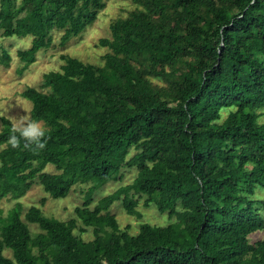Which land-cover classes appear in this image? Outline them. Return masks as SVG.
Wrapping results in <instances>:
<instances>
[{
    "label": "trees",
    "instance_id": "16d2710c",
    "mask_svg": "<svg viewBox=\"0 0 264 264\" xmlns=\"http://www.w3.org/2000/svg\"><path fill=\"white\" fill-rule=\"evenodd\" d=\"M132 2L99 42L110 50L103 66L63 55L60 70L22 93L50 139L36 153L0 147V203L17 201L6 216L0 207V264H264V240L250 241L264 231V199L255 198L264 189V0ZM104 8L0 0V37H32L19 52L27 69L55 32L66 46ZM10 60L3 51L0 62ZM1 122L3 145L10 122ZM126 169L137 170L134 180L95 203ZM35 183L55 200L89 187L75 217L61 221L25 211L19 200ZM141 201L172 222L122 229L113 205L141 218Z\"/></svg>",
    "mask_w": 264,
    "mask_h": 264
},
{
    "label": "rangeland",
    "instance_id": "374dc122",
    "mask_svg": "<svg viewBox=\"0 0 264 264\" xmlns=\"http://www.w3.org/2000/svg\"><path fill=\"white\" fill-rule=\"evenodd\" d=\"M105 8L98 15L96 22L88 26L85 31L77 38L71 40L66 46L60 45L62 33L55 32L53 35L54 42L51 48L42 50L36 55V61L27 69H24L25 63L19 56L20 51L31 48L32 37L25 38L0 37V55L3 51H7L11 60L8 65L0 62V113L2 117L10 115L22 114L23 110L31 117L32 104L30 101L22 97V93L29 87L39 88L43 81V76L52 71L60 70L64 64L62 56L77 58L86 64L103 66L105 64L104 56L110 52L108 48L99 46L101 39H111V24L120 18H127L133 10L137 8L132 0H104ZM154 83L162 86V81H154ZM229 111L222 113L225 119ZM264 113V112H263ZM264 122V116L260 118V123ZM2 122L0 117V131ZM131 154H134L132 151ZM47 172L55 173L53 166H48ZM137 175V170H124L123 180L112 182L105 185L95 195V203L102 197L113 193L120 186L131 183ZM88 185L76 186L70 195L65 199L55 200L51 198L41 185L35 183L33 187L22 197L19 202L24 206L25 211L31 206L41 209L47 217H52L61 221H68L75 217L76 207L82 206L84 203V192L88 189ZM255 198L264 199V189L259 188ZM17 201L12 199H4L0 203V207L4 211V216L15 206ZM141 218L128 215L120 202L113 205L111 213L114 214L122 229L130 227L131 234H137L142 223H150L157 226H167L172 220L167 215H161L156 205L152 204L145 208L143 201L139 206ZM81 224V222L79 223ZM34 233L40 232L36 225H30ZM85 240L93 238L92 232L82 235ZM264 240V231L253 234L250 237L251 243ZM7 257H12L10 251H6Z\"/></svg>",
    "mask_w": 264,
    "mask_h": 264
},
{
    "label": "clouds",
    "instance_id": "9594fccd",
    "mask_svg": "<svg viewBox=\"0 0 264 264\" xmlns=\"http://www.w3.org/2000/svg\"><path fill=\"white\" fill-rule=\"evenodd\" d=\"M4 114L0 113V117ZM10 122V134L0 147L11 146L13 149L20 148L36 153L46 148L47 140L50 139L49 129L43 119H33L24 110L22 114L7 116ZM215 123V122H214ZM149 166H151L149 164Z\"/></svg>",
    "mask_w": 264,
    "mask_h": 264
}]
</instances>
